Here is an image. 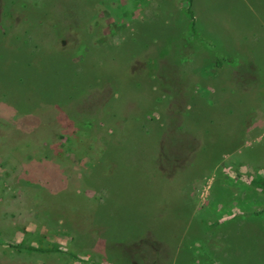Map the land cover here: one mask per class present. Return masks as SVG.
<instances>
[{
	"label": "rangeland",
	"instance_id": "374dc122",
	"mask_svg": "<svg viewBox=\"0 0 264 264\" xmlns=\"http://www.w3.org/2000/svg\"><path fill=\"white\" fill-rule=\"evenodd\" d=\"M264 0H0V264H264Z\"/></svg>",
	"mask_w": 264,
	"mask_h": 264
},
{
	"label": "trees",
	"instance_id": "16d2710c",
	"mask_svg": "<svg viewBox=\"0 0 264 264\" xmlns=\"http://www.w3.org/2000/svg\"><path fill=\"white\" fill-rule=\"evenodd\" d=\"M258 183H259V185H260L261 187L264 188V181H263V180H260Z\"/></svg>",
	"mask_w": 264,
	"mask_h": 264
}]
</instances>
